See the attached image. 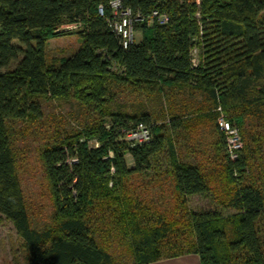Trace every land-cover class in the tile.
<instances>
[{
  "label": "trees",
  "instance_id": "obj_1",
  "mask_svg": "<svg viewBox=\"0 0 264 264\" xmlns=\"http://www.w3.org/2000/svg\"><path fill=\"white\" fill-rule=\"evenodd\" d=\"M111 1L0 0V215L23 242L25 261L17 264H119L100 239L121 233L130 236L132 264L189 254L198 255L201 264H264V171L262 181L235 185L216 202L220 208L188 209L187 199L210 192V181L199 165L180 161L169 132L181 123L155 127L147 111L130 114L118 107L85 133L44 148L54 211L50 223L32 226L8 124L41 119L40 98H72L98 108L118 85L144 93L176 86L184 95L188 87L191 96L199 92L208 100L205 108L215 109L214 121L222 107L230 123L248 116L264 125V0H121L142 19L134 26L141 40L127 50L108 27ZM100 7L106 17L99 15ZM153 11L168 22L149 24ZM76 24L82 27V46L59 65L50 64L47 42ZM140 123L150 128L152 139L132 146L126 134ZM82 135L96 138L98 146L80 143ZM166 153L178 206L172 220L160 212L161 196L147 204L130 200L132 185L126 181L154 172ZM242 163L227 162L231 180ZM229 209L237 213L225 215Z\"/></svg>",
  "mask_w": 264,
  "mask_h": 264
},
{
  "label": "rangeland",
  "instance_id": "obj_2",
  "mask_svg": "<svg viewBox=\"0 0 264 264\" xmlns=\"http://www.w3.org/2000/svg\"><path fill=\"white\" fill-rule=\"evenodd\" d=\"M69 27L70 29L62 28V30H69L68 34L51 38L47 42L46 55L50 64L59 65L62 60L73 56L82 46L83 42L79 35L81 25ZM135 38L137 41L140 40L141 32H136ZM183 91L186 92L185 95L174 86L160 87L153 93H144L125 85H118L113 87L114 97L107 99L106 103L98 108L93 104L78 102L72 98L43 97L40 98L43 107L41 119H18L9 122L12 148L32 226L41 228L50 223L54 211L51 186L41 157L44 148L71 135L85 133L88 126L98 124L103 118L108 120L105 113L113 112L118 107L130 114L135 111L149 112L155 127L169 128L174 120L181 123L179 129L169 132L180 161L184 164L199 165L208 177L212 188L208 193L189 197L188 209L201 211L220 208L216 202L231 194L238 183L262 181L264 125L258 124V120L256 122L248 116L245 121H237L236 118L231 120L243 145L239 159L235 161L243 162L242 166L239 169L235 168L234 178L231 180L226 173L227 162L230 161L227 152V136L221 132L218 122L212 119V115L216 113L215 109L205 108L208 100L204 99L203 94L197 92L195 96H191L188 87H184ZM183 113L188 115L183 116ZM217 115L224 116L230 122V116L225 109L218 111ZM96 141V138H86L85 135L80 138V143L86 142L90 148L97 147ZM167 155V153L162 155L160 161H157L162 164L154 172L135 174L126 181L132 185L128 189V194L131 195L130 200L138 198L142 204H147L151 203L152 198L161 196L162 199L157 202L163 205L160 212L165 213L168 220H172L170 216L173 214L176 217L178 211L175 209L178 206L175 202V178L166 165ZM126 161L129 167L134 166L130 155H126ZM223 213L233 215L237 211L229 209L226 212L223 210ZM100 243L119 264L134 262L129 235L125 237L121 233L107 241L100 239ZM25 256L23 242L13 224L0 215V264L23 263Z\"/></svg>",
  "mask_w": 264,
  "mask_h": 264
},
{
  "label": "built area",
  "instance_id": "obj_3",
  "mask_svg": "<svg viewBox=\"0 0 264 264\" xmlns=\"http://www.w3.org/2000/svg\"><path fill=\"white\" fill-rule=\"evenodd\" d=\"M199 3V0H197ZM111 16L107 18L108 27L119 38L120 45L123 49L127 50L132 44L136 42L135 38V22L141 21L139 16H134L131 9L125 8L121 0H113L110 2ZM99 15L106 17L102 7L99 8ZM199 16V14H198ZM155 19L159 24H166L168 17L166 15L159 14L158 11H153L149 18V24H153ZM67 29H70L68 26ZM198 51L193 50V65H198ZM218 111H222V108H218ZM218 125L224 134L227 136V152L231 161L235 162L239 159L240 153L243 149L242 142L238 135L237 129L224 118V116L218 118ZM152 139V133L148 126L140 123L136 128L126 134V140L132 145L147 144ZM96 146L98 144L96 143Z\"/></svg>",
  "mask_w": 264,
  "mask_h": 264
},
{
  "label": "crops",
  "instance_id": "obj_4",
  "mask_svg": "<svg viewBox=\"0 0 264 264\" xmlns=\"http://www.w3.org/2000/svg\"><path fill=\"white\" fill-rule=\"evenodd\" d=\"M151 264H201V262H200L198 255L189 254V255H184V256H180L176 258L164 259V260L157 261Z\"/></svg>",
  "mask_w": 264,
  "mask_h": 264
},
{
  "label": "bare ground",
  "instance_id": "obj_5",
  "mask_svg": "<svg viewBox=\"0 0 264 264\" xmlns=\"http://www.w3.org/2000/svg\"><path fill=\"white\" fill-rule=\"evenodd\" d=\"M226 137V136H225Z\"/></svg>",
  "mask_w": 264,
  "mask_h": 264
}]
</instances>
